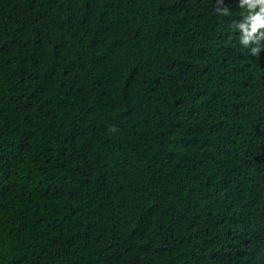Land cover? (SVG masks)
Masks as SVG:
<instances>
[{
    "label": "trees",
    "instance_id": "16d2710c",
    "mask_svg": "<svg viewBox=\"0 0 264 264\" xmlns=\"http://www.w3.org/2000/svg\"><path fill=\"white\" fill-rule=\"evenodd\" d=\"M0 264H264V0H0Z\"/></svg>",
    "mask_w": 264,
    "mask_h": 264
}]
</instances>
